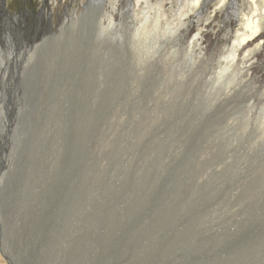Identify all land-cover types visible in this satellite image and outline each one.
Segmentation results:
<instances>
[{
	"label": "rangeland",
	"instance_id": "rangeland-1",
	"mask_svg": "<svg viewBox=\"0 0 264 264\" xmlns=\"http://www.w3.org/2000/svg\"><path fill=\"white\" fill-rule=\"evenodd\" d=\"M206 1L201 14L198 9L185 17L182 15L192 0L105 2V11L114 15L115 23L122 24L125 36L113 42L103 38L104 45L97 41V48L101 47L93 53V76L100 68V98L98 105L94 100H85L83 105L96 116L86 140L77 143L72 136L69 143L71 150H84L85 167L92 156L98 160L91 176L98 169L100 183L99 222L92 224L99 233H88V238L82 234L85 239L81 243H68L71 246L74 242L79 264H264V114L259 113L261 104L253 97L256 91H264V32L257 38L262 46L242 77L232 74L217 81L204 66L196 68L195 55L197 52L200 59L209 58L230 44L241 9L236 13L228 10L226 15L225 8L213 11L218 0ZM96 3L4 0V10L0 11V160L7 157L10 162L9 170L0 166V213L5 218L12 215L17 225L9 221L7 257L0 254L4 264H41L47 259L44 246L50 239L40 235L34 239L20 226L25 217L32 225L33 209L40 205L41 210L44 204L46 215H52L51 226H60L64 217L61 197L56 195L52 201V196L45 194L38 198L43 188L35 185L33 164L37 158L28 159L24 147L20 152L14 144L21 137L24 145L30 130L40 127L34 110L43 95L38 106L39 91L27 92L30 79L24 78L26 71L21 70L26 54L18 45L20 34L10 20L20 19V15L31 24L33 14L42 11L44 23L36 34L48 35L47 41L54 32L48 26L50 18L57 31L61 22L76 20L86 6ZM94 12L87 14V34L92 32ZM155 15L160 16L162 26L186 23L179 41L161 43L156 39L147 52L139 54L133 41L126 47V35L132 33L129 27L146 22L150 28ZM194 38L192 58L186 47ZM64 55L67 77L77 79L76 69L84 65V79L89 65L84 45L73 42ZM51 128L49 125L42 131L47 133ZM45 133L39 150L46 152L52 133ZM83 144L87 151L80 149ZM50 170L46 172L52 176L54 169ZM22 187L32 193L29 198ZM46 197L47 202L42 200ZM56 248L61 250L57 264H64L68 246Z\"/></svg>",
	"mask_w": 264,
	"mask_h": 264
},
{
	"label": "bare ground",
	"instance_id": "bare-ground-1",
	"mask_svg": "<svg viewBox=\"0 0 264 264\" xmlns=\"http://www.w3.org/2000/svg\"><path fill=\"white\" fill-rule=\"evenodd\" d=\"M106 1L107 0H94L95 3L97 2L95 5L88 7L86 6L85 9L77 15L76 20L68 19L65 23L61 22L60 23L61 27L57 31L53 30V20L52 18H50L48 26L54 32H52L51 39L47 41H45V39L47 38L48 35L36 34V32L42 29L44 23V17L42 11L36 13L35 15L33 14L34 20L33 22H31V24L29 23V21H26V18H22V16L20 15L19 18L21 20L20 19L16 20L15 18L13 21L10 20L12 26L16 30V33L20 34L18 45H20V48H22L23 49L22 51L26 54L25 60L26 59L27 60L26 62L23 61L21 65V70L26 71L24 73L26 74L24 75V78L27 77V79H30V84L27 85V92L33 93L39 91L38 98L36 99L37 101L36 105L38 106L40 101L39 98H41V96L43 95L39 108L34 110L37 113V119H39L38 122L40 127L37 128L36 126L32 130H30L29 135L27 136V142L24 141L25 142L24 145L21 144V142L23 143L21 137H18V139H16L17 141L14 139L15 140L14 144L16 147H20L19 150L20 152L24 147V151L27 152L25 153L23 151V153L26 154L28 159L37 158V160L33 164V166L35 167V171H34L35 182H36L35 185L37 187L40 186L43 188L42 192L38 195V198H40V195L44 196L45 194H48L49 197L52 196V201H53L55 199V196L58 195L63 199V202L61 201L62 203L61 206L64 205L63 208L64 217L60 226L57 223L54 224V226H51L53 225V222H50L49 219L52 215L51 216H49V214L46 215V212H44L46 206L44 204L43 207H41L42 208L41 210L39 209L40 206L39 205L36 207V209H33V213L30 212V216L32 217L31 219L33 220V223H31L32 225L28 224L26 217L25 220L20 224V226H22L21 227L22 231H24L23 230L24 228L26 230V234L33 236L34 239H36L35 237H37L38 235H40L41 237L46 236L47 238L50 239L49 243L45 244L44 246V251L47 252V259L45 261H42L41 264H53V263L57 264L59 253H61L60 248H56L57 246H60L61 248L64 246H68L66 257L64 258L62 257L64 259V264H79L81 258L78 257L79 254H75L73 251L74 242L71 243V246H69L68 244L69 241L71 240V241H76L77 243H81L82 240L85 239L83 238L82 234L86 235L87 237L88 233H92V234L99 233L98 230L95 228V226H92L93 222L97 220L96 217L98 216V211H99L100 183L98 182V169H95L93 175L91 176L93 169L97 167L96 162L98 160L96 161L95 157L92 156L88 161L87 166L85 167V165L83 164L85 162H83L82 160V154L84 153V150L79 151L78 148L75 150L74 149L71 150L69 148V143L72 136H73V140L74 138H77L76 140L77 143L85 141L86 137L88 136L87 130L91 129V126L89 125L90 123L91 124L94 123L92 117L96 116V114L84 110L83 105L85 104L84 102L85 100H94L95 104H97V100L100 98V90H99L100 68L97 67L98 69L95 72V78L93 76V70L95 68L93 53L100 50L101 47L99 46L97 48V41L100 42L101 45H104L105 40L103 38L107 39V41L113 42V40H119V38L123 39V36H125L124 34H122V27H123L122 24L119 22L115 23L113 18L114 15H112V13L109 12L107 13L105 11ZM113 1H114L113 3H116L115 0ZM218 1L219 2L217 3L213 11H215L216 9L221 10L225 8L227 15L228 10H231L236 13L238 12V9H241V12L240 11L238 12L239 14L238 26L237 28H235L234 32L230 34L231 35L230 44H226L225 46L221 47L218 52L212 54L209 58L200 59V57L198 56L199 53L196 52L195 55L196 60L193 62V64L196 65L197 69L204 66L205 70L209 75H214V78L217 81H221L228 75H232V74H234L235 77H242L243 73L247 69L246 67L249 65V63H251L254 55L261 48L262 40H257V38L261 33L264 32V0H218ZM206 3H207L206 0H192V2L188 4L189 7L188 11L184 12L182 16L185 17L189 12L193 13L198 9H199L198 13L201 14L202 13L201 6H205ZM1 10L2 11L4 10V0H0V11ZM89 10L95 11L93 14L94 18H93V25L91 28L92 30L91 34H87V24H88L87 14ZM152 19L154 20V22H152L150 28H147L146 22L141 23L139 26L133 24L129 27V29L132 30V33L126 35V39H127L126 47L128 46V44H130V42L133 41V45L139 54V51L147 52L148 49L151 48L152 42L156 41V39H159L158 42L161 43L164 42L165 40L169 42L171 41L178 42L180 37V30L183 27H186V23L184 21L180 22L176 27L173 26L172 22L162 26L161 18L159 15H155V17H152ZM105 21L107 22L106 25H104ZM108 30L111 32L109 33ZM159 32L162 34V39H160L161 36L158 34ZM165 32L168 33V35L170 36L169 38L167 37L168 35L165 34ZM27 34H31V36L28 37ZM88 39H90L93 43L90 44ZM196 40H197L196 38L192 39L188 47H186L190 55H192V58L194 57L196 50V45H195ZM73 42H76L77 46L84 45V50L87 53H89V56L87 58V62L89 63V65L87 67V71L84 79H82L86 69L84 65L76 69V72H79V74L77 76V79L75 80L69 79L64 72V70L66 69L64 65L66 61L64 53L68 45H70ZM4 46H6V43ZM77 52L79 54L83 53L81 49H77ZM28 56L29 58H27ZM27 61H31V64L28 65ZM27 72H30L31 74L29 73L27 76ZM39 85L41 86L40 90H38ZM71 97L72 99L69 100ZM253 97L257 99L258 103L261 104V106L259 107V113L264 114V91L262 90L256 91ZM252 107L253 105H251V108ZM96 122L97 120L95 121V123ZM263 123L264 122H262L261 126L264 125ZM49 125L52 127L51 130H47V133L48 132L52 133V135H50L49 137V139L51 140L48 141V143L49 142L51 143V146L48 145L46 152L43 149L42 151H40L39 148L42 146V141L44 140L43 137L45 136L44 135L45 132L42 131V128H46ZM71 132L72 133L75 132V136L71 135ZM47 133L45 134L48 136L49 134ZM95 142L96 144L98 143L99 145L98 139ZM80 149H85V145L83 144L80 147ZM91 149H89L88 147L89 152L91 151ZM85 150L87 151V149ZM93 154L96 155L98 153L96 151ZM77 165L79 166V168L75 167ZM0 166H3L7 169L10 168L9 159L7 157L1 158ZM47 167H48L47 170H50L51 167L54 169V173H52V176L48 175L49 172L48 173L46 172ZM12 177L14 176L12 175ZM31 179L28 180L31 181ZM12 182H10L9 184L11 185ZM16 182L17 180L14 181L15 184H17ZM26 189L27 190H24V187H22V192L25 191L23 192L24 196L29 198V195L32 193L28 191L29 190L28 188ZM30 199H32V197ZM42 200L49 201L47 197ZM38 202L40 203L41 201ZM11 216L8 215V218H5L6 216L4 217V215L0 213V254H2V257L6 256L5 241L6 239H8L7 237H9L8 234L11 230V227L9 226V221L12 220V223L16 225L14 218ZM47 216H48V220H46ZM67 218L69 221L67 220ZM58 221L59 220H57V222ZM43 224L45 225L44 228L42 229L41 225ZM55 227L57 228V230L55 229ZM18 231L19 234H23L22 231L21 232L20 230ZM21 239L19 240L21 241ZM85 242L86 240L84 241V243ZM84 252L87 253L86 249H84ZM94 263H95V259H94ZM0 264H4V262H2L1 256H0Z\"/></svg>",
	"mask_w": 264,
	"mask_h": 264
}]
</instances>
